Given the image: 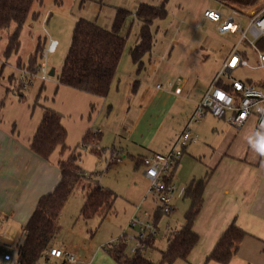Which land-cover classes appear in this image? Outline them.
Here are the masks:
<instances>
[{
    "label": "rangeland",
    "instance_id": "obj_1",
    "mask_svg": "<svg viewBox=\"0 0 264 264\" xmlns=\"http://www.w3.org/2000/svg\"><path fill=\"white\" fill-rule=\"evenodd\" d=\"M140 3L164 4L167 15L151 23L153 45L141 58L143 65L139 67L131 59L130 48L138 41L141 22L134 12ZM262 7L264 0L245 12L251 14ZM117 9L128 11V16L121 28L125 46L112 90L103 97L59 83L57 75L75 22L83 18L110 29ZM205 9L219 11L224 16L231 12L217 0H37L19 29L16 50H6L15 24L0 30V124L3 129L14 130L27 139L39 123L43 109L55 111L66 131L65 148L55 146L48 159L57 163L75 152L81 171L92 174L103 187L116 194L111 214L104 219L96 215L83 220L79 214L84 195L81 190L74 191L61 209L60 231L53 243L62 248L87 239L99 245L114 243L123 232L133 233L127 223L138 205L137 213L148 212L155 227L154 242L141 250L142 255L154 263L161 261L160 251L166 247L167 235L180 228L189 209L190 202L184 198L181 188L206 175L209 148L221 139L223 120L206 113L190 124L189 132L196 141L186 144L175 169V190L171 196L174 209L158 218L155 217L158 202L148 192L150 183L138 162L147 152V135L154 127L158 129L157 135L166 129L168 137L176 139L220 71L224 58L237 44L239 50L246 52L249 63L256 64L255 52L245 42L239 44L240 34L219 33L213 23L204 19ZM240 23L245 29L247 16H241ZM51 38L57 44L53 51H48ZM29 67L30 70L34 67V73ZM43 67L47 72L44 80L40 78ZM51 68L54 73L48 75ZM23 71L32 76L23 78ZM230 76L241 81L251 80L257 86L264 82L262 69L239 67ZM221 81L228 83L229 78L222 76ZM176 98L185 103L183 107ZM87 132L90 141L83 144ZM92 140L93 146L89 144ZM14 248L11 246L6 252L15 256ZM124 254L133 256L132 245L125 246ZM172 264L188 262L177 259Z\"/></svg>",
    "mask_w": 264,
    "mask_h": 264
},
{
    "label": "trees",
    "instance_id": "obj_2",
    "mask_svg": "<svg viewBox=\"0 0 264 264\" xmlns=\"http://www.w3.org/2000/svg\"><path fill=\"white\" fill-rule=\"evenodd\" d=\"M35 1L37 0H0V30L8 28L11 23L15 24L13 32L8 36L7 52L18 48L19 29L30 14ZM259 1L262 0H217L230 10L239 12L255 6ZM134 14L141 22V27L137 43L130 48V56L140 67L143 65L141 58L153 45L151 23L155 19L165 18L167 11L164 4L152 6L140 3ZM127 16L128 11L117 9L110 29L102 28L93 21L78 19L57 75L58 82L105 97L124 50L125 37L121 33V28ZM256 45L264 51V36L257 40ZM30 71L34 73V67ZM216 85L231 90L230 86L222 81L216 82ZM65 136L66 131L60 122V115L45 108L30 147L41 157L48 158L55 146L65 148ZM88 137L89 132L84 135L83 144L90 141ZM77 161L75 152L68 158L58 161L60 180L52 191L38 199L33 212L22 227L23 236L15 248L16 264H42L40 260L48 257L46 251L53 245V240L60 231L61 209L74 191L81 190L84 195L79 214L83 220L96 215L104 219L113 212L116 194L103 187L92 174L83 173ZM209 175L210 171L204 177L194 179L185 186L183 195L190 201L189 209L180 228L167 235L166 247L160 251L161 261L154 263L142 255L141 250L150 247L154 242V235L149 234L144 240V246L135 250L133 256L125 258L123 264H172L177 259L187 261L191 249L198 242V234L192 230V225L202 206V191ZM161 214L163 213L156 210L155 217L158 218ZM246 234L244 230L231 223L206 256L205 261L227 264ZM125 246V241L120 237L114 243L105 244L104 248L115 261L121 263L122 257L125 256Z\"/></svg>",
    "mask_w": 264,
    "mask_h": 264
},
{
    "label": "crops",
    "instance_id": "obj_3",
    "mask_svg": "<svg viewBox=\"0 0 264 264\" xmlns=\"http://www.w3.org/2000/svg\"><path fill=\"white\" fill-rule=\"evenodd\" d=\"M240 12L247 18L251 15L245 10ZM204 19L211 22L205 17ZM211 23L217 30V25ZM51 40L57 44L55 38ZM240 51L246 57V52ZM234 70L227 74V86H230L231 80L234 79L230 76ZM113 79L109 91L114 86ZM248 81L252 83L251 80ZM175 101L182 107L185 104L180 98ZM221 120V139L209 148L207 172L210 171V175L203 187L202 206L192 225V230L199 238L186 262L221 264L212 260L206 262L205 258L224 230L234 223L247 234L227 264H264V152L259 149L260 141L264 140V133L256 128L254 117H250L240 129H236L227 119ZM37 126L33 129L32 136L23 139L18 132L3 129L0 124V253L6 252L11 246L16 248L22 238V227L29 219L38 199L52 191L60 180V159L56 163L43 158L30 147ZM157 132L158 129L153 127L148 133L145 142L147 152L142 156L164 154L173 145L175 138L168 137L166 129H162L158 135ZM185 149L186 147L183 153ZM181 157L173 168L172 176ZM184 188L185 184L181 191ZM52 246L73 252L78 259L77 264H123L127 258L123 256L121 263H118L106 251L105 244H96L92 239L71 244L69 248H62L56 243ZM13 257L16 259V256ZM40 261L42 264H62L61 259L49 257Z\"/></svg>",
    "mask_w": 264,
    "mask_h": 264
},
{
    "label": "built area",
    "instance_id": "obj_4",
    "mask_svg": "<svg viewBox=\"0 0 264 264\" xmlns=\"http://www.w3.org/2000/svg\"><path fill=\"white\" fill-rule=\"evenodd\" d=\"M203 16L217 25V30L221 34L239 33V44L246 41L255 52L256 64H250L244 54L238 49V44L232 48L226 57L220 71L214 78L213 83L204 92L202 98L197 103L194 112L189 118L184 130L177 136L173 145L164 154H153L142 156L139 164L142 166L143 175L149 180L148 192L152 194L158 202L157 210L162 213H169L172 210L171 196L175 190L173 181V168L183 154L184 147L188 142L196 141V137L189 132V126L192 122L198 121L206 113H211L218 119H227L236 129H240L250 117L255 118L256 128L264 133V83L254 85L249 81L233 79L230 82L231 90L224 89L216 82L221 80L222 76H228L232 70L239 67L264 70V51L260 50L256 42L264 36V7L257 12L251 13L248 17L246 28L243 29L240 23L242 14L232 9L224 16L221 12L206 9ZM56 42L51 40L48 44V51L55 49ZM32 76V73L24 72ZM46 69L42 68L40 78H46ZM29 82V79H27ZM25 88V82H22ZM223 95V99H221ZM95 141L89 144L93 146ZM116 159H119L116 157ZM138 205L130 216L127 228L133 230V233L123 232L122 238L126 245H132L134 251L144 246L146 237L155 234V227L150 222V214L146 211L139 215L137 213ZM23 231H21V237ZM46 255L49 258L61 259L62 264H77L78 259L75 254L69 250L51 246ZM16 259L9 252L0 253V264H15Z\"/></svg>",
    "mask_w": 264,
    "mask_h": 264
},
{
    "label": "clouds",
    "instance_id": "obj_5",
    "mask_svg": "<svg viewBox=\"0 0 264 264\" xmlns=\"http://www.w3.org/2000/svg\"><path fill=\"white\" fill-rule=\"evenodd\" d=\"M262 144H264V140H261V141H260V144H259V149H260V151H261V152H264V150H262V148H261V145H262Z\"/></svg>",
    "mask_w": 264,
    "mask_h": 264
},
{
    "label": "water",
    "instance_id": "obj_6",
    "mask_svg": "<svg viewBox=\"0 0 264 264\" xmlns=\"http://www.w3.org/2000/svg\"><path fill=\"white\" fill-rule=\"evenodd\" d=\"M53 73H54V69L51 68V69L49 70V72H48V75H53Z\"/></svg>",
    "mask_w": 264,
    "mask_h": 264
},
{
    "label": "snow or ice",
    "instance_id": "obj_7",
    "mask_svg": "<svg viewBox=\"0 0 264 264\" xmlns=\"http://www.w3.org/2000/svg\"><path fill=\"white\" fill-rule=\"evenodd\" d=\"M221 99H223V95H221ZM262 150H264V144L261 145Z\"/></svg>",
    "mask_w": 264,
    "mask_h": 264
}]
</instances>
